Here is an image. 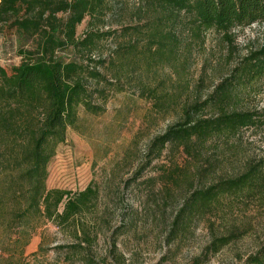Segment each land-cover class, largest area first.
<instances>
[{"label": "trees", "instance_id": "16d2710c", "mask_svg": "<svg viewBox=\"0 0 264 264\" xmlns=\"http://www.w3.org/2000/svg\"><path fill=\"white\" fill-rule=\"evenodd\" d=\"M110 1L0 0V35L13 34L20 57L17 65L0 64V264H34L48 250L43 239L36 252L28 255L26 248L46 223L73 240L52 248L64 251L66 262L107 264L87 252L97 238L86 218L98 190L92 184L78 192L50 189L48 167L67 131L78 128L80 110L103 113L109 97L123 92V82L134 74L140 83L136 93L154 110H165L172 99L180 103V121L151 141L158 155L174 146L193 157L209 141L264 127V114L237 109L264 78V45L237 63L229 58L219 63L213 73L220 77L202 96L206 72L193 89L186 68L190 44H182L191 38L199 46L213 32L233 46L234 31L264 24V0H139L138 21L98 30ZM85 20L87 29L78 38L77 27ZM106 39L117 43L104 57L97 52ZM164 66L173 68L178 88H163L165 81L160 87L150 84ZM257 177L251 169L192 192L175 220L207 209L222 195L250 189ZM180 180L189 178L182 174ZM216 242L214 252L229 239ZM241 264H264V250Z\"/></svg>", "mask_w": 264, "mask_h": 264}, {"label": "rangeland", "instance_id": "374dc122", "mask_svg": "<svg viewBox=\"0 0 264 264\" xmlns=\"http://www.w3.org/2000/svg\"><path fill=\"white\" fill-rule=\"evenodd\" d=\"M139 4V0L110 1L95 28L106 31L135 23ZM86 29L87 20L77 27V37ZM233 35V46L213 32L207 33L199 46L191 38L183 41L190 44L186 68L193 89L206 72L202 96L209 93L211 80L220 77L213 73L219 63L227 58L237 63L262 48L264 24L236 30ZM116 43L103 40L97 54L105 57ZM16 48L10 31L0 35L2 66L19 64ZM152 80L150 84L159 87L165 81L163 88L170 91L181 82L167 66ZM139 86L134 74L123 82V92L109 97L103 113L91 115L80 110L78 128L67 131L65 143L48 167L50 189L78 192L92 184L98 190L95 207L86 218L97 238L87 252L96 262L105 260L107 264H241L264 250V127L209 141L193 157L174 146H166L158 155L150 149L151 141L180 121V103L172 99L165 110L156 111L150 101L138 96ZM237 109L264 114V78ZM251 169L258 171V177L250 189L222 195L207 209L195 215L183 213L175 220L192 192L241 177ZM182 174L189 180L181 181ZM223 238L229 242L214 252L212 244ZM42 239L48 250L34 264H70L64 260V251L52 248L73 240L51 223L36 231L26 254L36 252Z\"/></svg>", "mask_w": 264, "mask_h": 264}]
</instances>
